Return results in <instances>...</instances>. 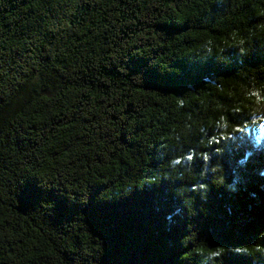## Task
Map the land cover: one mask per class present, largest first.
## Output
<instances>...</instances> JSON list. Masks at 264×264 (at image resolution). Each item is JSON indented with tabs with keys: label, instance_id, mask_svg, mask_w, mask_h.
<instances>
[{
	"label": "trees",
	"instance_id": "1",
	"mask_svg": "<svg viewBox=\"0 0 264 264\" xmlns=\"http://www.w3.org/2000/svg\"><path fill=\"white\" fill-rule=\"evenodd\" d=\"M0 264H264V0H0Z\"/></svg>",
	"mask_w": 264,
	"mask_h": 264
},
{
	"label": "snow or ice",
	"instance_id": "2",
	"mask_svg": "<svg viewBox=\"0 0 264 264\" xmlns=\"http://www.w3.org/2000/svg\"><path fill=\"white\" fill-rule=\"evenodd\" d=\"M189 159H191V157H189ZM199 188H200V189H203V188H204V184L201 183V184L199 185ZM193 191H196V189H193Z\"/></svg>",
	"mask_w": 264,
	"mask_h": 264
}]
</instances>
